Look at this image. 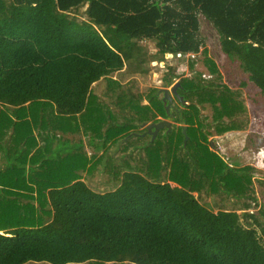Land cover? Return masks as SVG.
<instances>
[{"label": "trees", "instance_id": "1", "mask_svg": "<svg viewBox=\"0 0 264 264\" xmlns=\"http://www.w3.org/2000/svg\"><path fill=\"white\" fill-rule=\"evenodd\" d=\"M201 16L247 74L242 85L264 98V0H0V137L19 117L24 132H72L66 155H32L45 168L38 220L0 233V264H264L254 184L264 173L230 163L210 140L248 120L242 91L208 56ZM190 56L207 69L182 77L169 59ZM154 61L161 85L179 78V125L155 137L145 127L146 137L138 127L168 118L163 88L142 91L134 77ZM87 133L106 147L104 164L92 166ZM97 172L109 190L88 182Z\"/></svg>", "mask_w": 264, "mask_h": 264}, {"label": "rangeland", "instance_id": "2", "mask_svg": "<svg viewBox=\"0 0 264 264\" xmlns=\"http://www.w3.org/2000/svg\"><path fill=\"white\" fill-rule=\"evenodd\" d=\"M201 36L205 40L204 46L208 48V56L211 57L220 68L222 80L231 88L240 89V91H242L248 120L247 126L245 128L229 131L221 136L210 137V140L213 142V144H215L214 148L230 163H233L235 166L252 165L264 173V98L257 95L258 88L254 83L249 82L247 86L242 85V82L244 80H247V74L243 72L238 61H232L223 53L218 31L213 26V24L204 16H201ZM144 43L145 50L151 52L154 48L153 45L149 42ZM169 60L173 62L175 71L182 74V77L197 73L196 70L207 69L206 66L200 64V60L194 63L191 56L189 58L186 57L185 62L181 64L177 63L176 59ZM163 64L164 63H162V66ZM192 64H194V69L191 67ZM150 66L151 72H149L148 74H142L138 72L134 75V77L139 80L141 90H146L150 86L166 88L160 83V78L163 75L164 68L162 66H158V61L150 62ZM205 73L207 74L208 72ZM115 76L118 77L122 82H126L130 78V76L125 72H123L122 74L115 73ZM178 80L179 78L176 80V82ZM168 88L169 90H171L172 87ZM173 104H180L179 101L175 99L174 95ZM159 118L166 119L163 116H159ZM172 122V126L179 125V122L175 121L174 119ZM145 125L146 124L138 127V130H143L144 132ZM108 133L109 132H101L100 134L96 135L94 137L96 144L100 145L99 142L108 137ZM159 133L160 132H158V134ZM142 134L148 137V135H146V132ZM85 135H87V137L84 136L83 145L90 156L93 154L92 160L94 163L92 166L104 164L102 162L107 161V158L105 156L106 147H92L89 144V140L91 138L90 135L88 133ZM99 135H101V137ZM112 138L118 139L119 136L115 135ZM112 145L113 141L109 138L107 147ZM35 147L38 146L34 145L33 148ZM94 152L96 155H94ZM110 155H112L113 158V153H111ZM17 163L20 162L15 161V159H12L8 162L9 165L14 166H16ZM39 164L30 163L27 167L28 170H31L33 172L34 180L37 181L38 184H40V181L43 180V172H45V168H43ZM263 176L264 175L261 174V177ZM94 177L95 178L90 177L91 180H88L92 187L102 192L107 191L111 188L110 184L107 183V176H104L102 175V173L100 174L99 172H97ZM254 184L256 186V191L260 199L259 203L260 205L264 206V184H261L257 178H254ZM136 264H148V262L147 260H139L136 262Z\"/></svg>", "mask_w": 264, "mask_h": 264}, {"label": "crops", "instance_id": "3", "mask_svg": "<svg viewBox=\"0 0 264 264\" xmlns=\"http://www.w3.org/2000/svg\"><path fill=\"white\" fill-rule=\"evenodd\" d=\"M23 121L24 117H19L14 132H5L6 137H0V233L10 234L19 226L32 224L33 217L36 222L38 220L40 185L27 168L32 155L43 148V156L54 158L66 155L72 148L66 138V133L72 135V132H41V135L40 132H24L19 128L24 125ZM34 145L38 147L33 148ZM60 150V154H56ZM18 151L25 152L17 155ZM16 157L22 163L9 165L12 159L19 162Z\"/></svg>", "mask_w": 264, "mask_h": 264}, {"label": "water", "instance_id": "4", "mask_svg": "<svg viewBox=\"0 0 264 264\" xmlns=\"http://www.w3.org/2000/svg\"><path fill=\"white\" fill-rule=\"evenodd\" d=\"M178 85H180L179 81H177L169 90V88H163L162 91L164 93V101L167 103V112L168 118L162 119L160 122H151L145 125L147 129V133L151 134L155 137L161 129L168 127L169 130L172 128L174 115L171 113V107L173 104V95L178 96ZM179 99L183 101V97L179 96ZM184 132H186L187 126L184 125Z\"/></svg>", "mask_w": 264, "mask_h": 264}, {"label": "clouds", "instance_id": "5", "mask_svg": "<svg viewBox=\"0 0 264 264\" xmlns=\"http://www.w3.org/2000/svg\"><path fill=\"white\" fill-rule=\"evenodd\" d=\"M176 83V82H175Z\"/></svg>", "mask_w": 264, "mask_h": 264}]
</instances>
